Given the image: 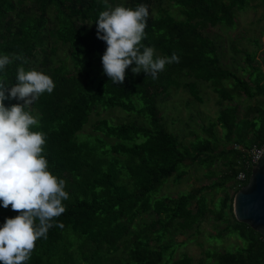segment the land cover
Masks as SVG:
<instances>
[{"label": "trees", "instance_id": "1", "mask_svg": "<svg viewBox=\"0 0 264 264\" xmlns=\"http://www.w3.org/2000/svg\"><path fill=\"white\" fill-rule=\"evenodd\" d=\"M114 4L146 5L141 44L154 49V58L175 53L179 62L166 64L156 79L134 75L132 65L123 85H114L103 75L107 45L95 23ZM250 11L255 18L244 34H254L231 36ZM263 20L264 0H0V54H22L26 70L42 71L55 83L30 111L39 115L33 130L45 134L49 171L65 180L69 193L66 211L56 218L63 227L37 240L26 264H195L175 251L178 239L206 220L221 227L212 236L243 243L235 252L206 250L207 261L264 264V237L233 215L234 196L252 173L249 151L264 144ZM209 29L218 33L210 36ZM19 63L7 66L9 83H16ZM201 88L217 97L219 110L201 135L188 131L193 140L185 142L168 130L160 106L174 91L202 105ZM105 111L133 114V121L99 120L96 135L83 137L91 117ZM194 165L210 184L177 197L162 191L169 181L182 182ZM16 215L0 202V227Z\"/></svg>", "mask_w": 264, "mask_h": 264}, {"label": "clouds", "instance_id": "2", "mask_svg": "<svg viewBox=\"0 0 264 264\" xmlns=\"http://www.w3.org/2000/svg\"><path fill=\"white\" fill-rule=\"evenodd\" d=\"M148 17L149 9L143 4L100 12L95 23L97 38L107 45L103 75L114 85H123L132 65L134 75L143 71L156 79L166 64L179 62L175 53L154 58V49L141 44ZM14 62L20 63L12 84L6 69ZM25 63L22 54H0V202L18 213L0 227V264H26L36 241L46 239L52 227H63L56 218L66 211L63 202L69 199L65 180L49 171L45 134L33 130L39 127V115L30 111L42 94L53 92L55 83L42 71L26 70ZM5 100L18 102L5 106Z\"/></svg>", "mask_w": 264, "mask_h": 264}, {"label": "rangeland", "instance_id": "3", "mask_svg": "<svg viewBox=\"0 0 264 264\" xmlns=\"http://www.w3.org/2000/svg\"><path fill=\"white\" fill-rule=\"evenodd\" d=\"M115 5L116 4H114L113 7H115ZM174 15H176V12H174ZM256 17H259V13L256 15ZM253 18L255 17L253 16V13L251 11L247 13V15L240 17L239 28L236 31L232 32L231 36H252L254 34L253 32H249L246 34H244V32L246 30H249L248 23L253 21ZM259 27L264 28V20ZM205 32L210 36H214L215 33H218L217 29H209ZM243 45H247L249 49H252V46L246 44L245 42L243 43ZM198 84L199 88L205 87L204 83L199 82ZM201 90L203 92L202 96L204 99V103L202 105H199L195 101L190 100V97L186 95L185 92L178 91L175 93L174 91L173 95L171 93L172 96L168 103H165L160 106L164 113V121H166L167 123L166 126L168 130L174 133V135L178 136L179 139L184 140L185 142L193 140V137L187 135L188 131L194 130L197 135H201V133L198 132L201 131V128H206L209 122L215 120L216 114L219 110L216 99L217 97L212 93V91L209 89L204 90L202 88ZM135 103L137 102L135 101ZM136 107L138 108L137 105ZM133 117V114H128L125 112L123 114V117L119 112H100L99 116L93 115L91 117L89 124L85 127L83 131V137L96 135V133L93 131V126L99 120H107L111 124H117L129 120L133 121ZM135 121L140 125H143L145 123L142 118H136ZM170 125L172 126V128L175 127L176 129H178V132L171 131ZM194 167H197L194 169V171L192 169L188 170L189 175L187 177H190V180H183V182L180 183H174L172 181H169L164 185L163 188H161L162 191L168 192L169 190L170 192H168V194L173 195L172 197L187 194L191 188L189 186L190 181L195 178L194 175L197 177L201 176V172L197 170L200 167L196 165H194ZM195 171H197L198 173L196 174ZM202 176H204L203 173ZM206 184H210V182L202 180L198 181L197 183L198 186ZM162 195L165 196L166 193ZM221 196V193L216 194L214 202H217ZM219 229H221V227H218L215 230L212 221H204L197 232H191L184 238L178 239V242H180L181 244L176 247L175 257H179L181 254L186 253L192 258L195 264H212V261L206 260V250H216L217 252L222 253L235 252L243 246V243L237 237L232 236L231 238H224V240H222L220 238L212 236L215 235L216 232L219 231Z\"/></svg>", "mask_w": 264, "mask_h": 264}, {"label": "water", "instance_id": "4", "mask_svg": "<svg viewBox=\"0 0 264 264\" xmlns=\"http://www.w3.org/2000/svg\"><path fill=\"white\" fill-rule=\"evenodd\" d=\"M233 215L264 237V155L233 200Z\"/></svg>", "mask_w": 264, "mask_h": 264}, {"label": "built area", "instance_id": "5", "mask_svg": "<svg viewBox=\"0 0 264 264\" xmlns=\"http://www.w3.org/2000/svg\"><path fill=\"white\" fill-rule=\"evenodd\" d=\"M249 155H250V166L252 167V169L258 164L259 160L261 159V157L264 155V144L260 147H253L250 151H249ZM246 177L243 173H240L237 176V181L239 182H243L245 181Z\"/></svg>", "mask_w": 264, "mask_h": 264}, {"label": "crops", "instance_id": "6", "mask_svg": "<svg viewBox=\"0 0 264 264\" xmlns=\"http://www.w3.org/2000/svg\"><path fill=\"white\" fill-rule=\"evenodd\" d=\"M195 168H197V167H194V166L191 167V169H192L193 171H194ZM191 169H190V170H191ZM197 170L201 172V176H200V177H197V176L194 175L195 178H193V180L190 181V184H189V186H190L191 188H193V187H200V186L197 185L198 181L206 180V179H205V171H204V170H201V169H197ZM195 173L197 174L198 172L195 171ZM202 173L204 174V176H202ZM188 175H189V174L187 173V175L184 177L183 180H190L191 178H190V177H187ZM183 180H182V182H183ZM206 181H207V180H206ZM206 185H208V184H206ZM201 186H205V185H201ZM191 188H190V190H191Z\"/></svg>", "mask_w": 264, "mask_h": 264}]
</instances>
